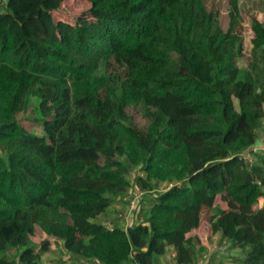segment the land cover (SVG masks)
Masks as SVG:
<instances>
[{
  "label": "trees",
  "instance_id": "16d2710c",
  "mask_svg": "<svg viewBox=\"0 0 264 264\" xmlns=\"http://www.w3.org/2000/svg\"><path fill=\"white\" fill-rule=\"evenodd\" d=\"M85 1L72 23L66 0H3L0 264H49L53 245L81 264L170 248L195 264L204 208L232 264H264V20L246 50L240 0L227 30L204 0ZM32 99L43 135L19 119ZM114 205L126 225L95 222Z\"/></svg>",
  "mask_w": 264,
  "mask_h": 264
},
{
  "label": "rangeland",
  "instance_id": "374dc122",
  "mask_svg": "<svg viewBox=\"0 0 264 264\" xmlns=\"http://www.w3.org/2000/svg\"><path fill=\"white\" fill-rule=\"evenodd\" d=\"M204 2L209 11L213 14L214 24L222 27L224 30H227L230 22V0H204ZM2 4L3 0H0V12L3 10ZM89 7V4L85 0H66L62 9L55 13V17L58 20L62 19L74 23L85 18ZM240 10L243 18V36L245 40V48L246 50H249V28L251 18L253 16H257L259 19L264 20V0H240ZM246 61L247 58L244 60V63H247ZM34 102L35 100L32 99L28 109L24 113L20 114L19 119L24 127L30 130L33 134L43 135L44 130L41 123H38L37 125L36 122V118H38V116L35 114ZM134 124L139 129H145L148 122L142 118L139 112H135ZM260 148L264 149V133L258 143V146H256L257 150ZM248 158L249 160H254L253 156H248ZM133 202L134 204L132 205V208L134 209L136 208L139 200L136 201V199H133ZM222 202L223 205H225V201ZM263 205L264 200H261L257 207H261ZM121 209L122 208H119L117 210L121 211ZM209 216L210 211L207 208H204L201 217V225L197 233L204 242L202 251L203 254L207 250H209L210 253L207 257L201 259L199 264H232L231 255L234 253L238 254V251L230 249L231 247H228V244H225V242L221 241L219 235H213L211 233ZM95 222L103 224L113 222L121 227L126 225V222L123 219L120 220V218L117 217L116 209L114 207H110L104 214L99 216ZM40 234L42 236L40 235L35 239L37 249H40L41 241L43 239V234ZM43 257L49 264H77L62 248L55 247V245H53L49 253L43 255ZM160 258L161 257L156 258V264Z\"/></svg>",
  "mask_w": 264,
  "mask_h": 264
},
{
  "label": "crops",
  "instance_id": "0c3cea01",
  "mask_svg": "<svg viewBox=\"0 0 264 264\" xmlns=\"http://www.w3.org/2000/svg\"><path fill=\"white\" fill-rule=\"evenodd\" d=\"M113 207L116 209V211H117V209L121 208L120 206H117V205H114ZM174 258H175V254H174L173 250L170 248L168 254L163 256V257H161L158 260L157 264H168V263L175 264V259ZM76 263L77 264H81V261H76ZM198 264H199V262H198Z\"/></svg>",
  "mask_w": 264,
  "mask_h": 264
},
{
  "label": "built area",
  "instance_id": "2783aa9c",
  "mask_svg": "<svg viewBox=\"0 0 264 264\" xmlns=\"http://www.w3.org/2000/svg\"><path fill=\"white\" fill-rule=\"evenodd\" d=\"M135 199H136V201L139 200V198H135ZM133 204H134V202H133V200H132V202L130 203V211H131L130 214H126V215H123V214H122V216L125 217L126 220H129V222H130L131 219H132V216H131V215H132V211L136 209V208H134V209L132 208V207H133V206H132ZM136 207H137V206H136ZM206 257H207V256H206ZM95 264H102V263H101L100 261H96Z\"/></svg>",
  "mask_w": 264,
  "mask_h": 264
}]
</instances>
